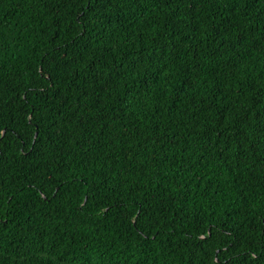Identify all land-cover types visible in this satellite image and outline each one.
Wrapping results in <instances>:
<instances>
[{
  "label": "trees",
  "instance_id": "obj_1",
  "mask_svg": "<svg viewBox=\"0 0 264 264\" xmlns=\"http://www.w3.org/2000/svg\"><path fill=\"white\" fill-rule=\"evenodd\" d=\"M0 264H264V0H0Z\"/></svg>",
  "mask_w": 264,
  "mask_h": 264
},
{
  "label": "snow or ice",
  "instance_id": "obj_2",
  "mask_svg": "<svg viewBox=\"0 0 264 264\" xmlns=\"http://www.w3.org/2000/svg\"><path fill=\"white\" fill-rule=\"evenodd\" d=\"M0 43H2V38H0Z\"/></svg>",
  "mask_w": 264,
  "mask_h": 264
}]
</instances>
